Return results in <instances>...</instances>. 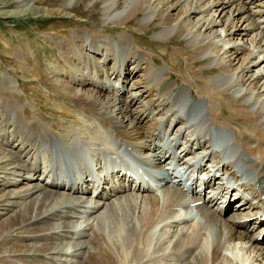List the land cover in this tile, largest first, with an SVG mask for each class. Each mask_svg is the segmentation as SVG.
Masks as SVG:
<instances>
[{
	"label": "bare ground",
	"instance_id": "bare-ground-1",
	"mask_svg": "<svg viewBox=\"0 0 264 264\" xmlns=\"http://www.w3.org/2000/svg\"><path fill=\"white\" fill-rule=\"evenodd\" d=\"M156 1L126 0V7L111 16L110 12L117 2L104 0V14L118 25L127 23L125 18L132 19L140 14L144 25L157 17L161 29L157 30L156 36L164 40L174 35L183 36L193 44V52L197 57L207 56L208 62L217 66V73L213 72L216 74L209 79L196 78L194 85L186 80V84L178 91H174L172 83H165L160 96L166 94L171 101L176 102L173 107L179 105L177 111L169 105L173 111L165 117V114L156 116L155 103L158 98L153 97L151 100L154 102L149 100L148 104L144 101L145 107L140 105V110H129L130 104L140 101L152 86L143 85L138 92L137 89H127L124 83L137 75L148 83L152 67L145 64L147 58L142 53L144 51L135 54L137 57L131 56L132 49L126 37L116 44L123 50L125 59L113 64L114 79L111 74L103 79H99L101 76L94 78V75L83 70L79 72V68L73 67L75 64L71 66L76 70H72L74 73L69 77L70 80L61 78L55 84L64 95L69 92L70 101L74 103V108L59 107L62 110L58 112L74 118V124L71 129L66 119H56L50 122V130L61 136L65 143L70 142L64 155H75L85 160L78 162L80 176H72L66 181L60 170L52 172L49 168L47 173L52 172V177L47 184L67 190L66 200L60 201L53 196L52 190L38 187V197L9 213L0 222V237L4 235L0 239V253H16L12 258L27 260L31 256L54 257L63 252L66 258L75 254L82 256L78 264H264V245L260 243L264 237L261 241L256 238L264 229V224L261 225L263 220H258V213L264 212V189L254 186L256 181L264 184V66L256 68L253 74L250 68L259 65L264 57V23L261 20L264 18V0L247 1L249 5L260 1L261 7L255 11L249 10L241 0H236L238 7L227 21L218 19L223 10L219 12L216 5L222 0H160L158 6H155ZM223 1L231 3V0ZM222 6L224 8L227 5ZM170 11L175 13L171 14ZM236 14L245 16L237 18ZM196 16L197 19H194ZM243 18L248 20L246 30L252 32V39L248 44L239 45L233 36L238 33L236 22ZM219 23H222L221 27H213ZM85 37L87 46L93 52L102 50L101 44L108 45L99 37H93L92 42L91 37ZM225 44H230V48ZM104 51L106 62L112 60L113 52L108 54ZM240 55L244 56L243 60L239 64L235 63ZM127 59L135 61L132 70L125 66ZM117 65H120L118 69ZM165 67L158 71L159 80L164 79L160 73ZM82 73L88 78L80 77ZM80 81L90 83L93 87L84 89ZM120 81L124 83L120 84ZM142 81L132 80L129 87L139 86ZM192 85L196 89L198 101L187 105ZM120 89L127 91V98L118 94ZM51 111L56 113L55 105ZM93 120L97 123H92ZM143 120L148 121L146 127L141 122ZM179 120H185V124L173 130L175 122ZM188 120L191 121L187 125ZM31 124L36 125V122ZM161 125L166 126L163 131ZM96 126L99 128L91 133ZM168 131V139L164 140ZM1 136L5 134L0 133ZM51 142H54L51 144L56 151L52 152L55 156L60 155L55 140ZM211 145L218 149L211 148ZM24 149L33 155L38 150L37 145L30 142L24 144ZM14 154V151H10L5 159L16 158ZM212 154L214 159L218 158L217 162L212 160ZM46 156L48 154H45V159ZM33 160H36L34 170L40 169V164L46 166L45 160L43 162L39 155H35ZM174 163L184 169L186 179L191 183L189 190L182 189V175L173 174ZM139 165L147 166L144 171L149 181L140 175V184L138 187L136 184L133 186L135 193H126L131 186L128 188L123 184L129 178H124L122 171H133ZM6 167L4 165L3 168ZM16 168L27 170V164L17 163ZM212 170L215 172L209 174ZM239 172L247 178L240 183L244 190L242 197H230V185L220 186V193L214 198L204 197L200 192L203 186L211 183L214 185L216 181L221 185L227 175L230 180H234L231 184L238 183L236 174ZM10 173L8 175V171L4 172V179L1 180L15 182L14 172L11 170ZM195 174L197 177L194 178ZM89 175H95L97 180L91 181L99 188L93 201L87 199L91 192V181L87 178ZM201 175L204 176L203 183H200ZM110 177H117L112 178L117 183H111ZM28 178L31 180V177ZM171 179L177 181L176 184H171ZM152 180L156 184H152ZM43 190L44 194L41 195ZM246 193L250 201L245 199ZM15 194L10 192L1 195L0 208L9 209V202H14ZM222 202L227 209H223V205L220 207ZM214 205L216 207L212 208ZM101 208L103 212L99 222V216L93 217V214ZM227 210H245L239 215L245 216L224 218L222 213ZM83 213L87 219H82ZM76 216L83 221L75 230H70L69 225L74 222L71 217ZM36 230L40 233H35ZM249 230H253L254 235H250ZM79 231H89L88 235H91L88 241L77 242L75 247H78L71 252L63 250L62 245L55 246L56 243L51 240L59 237V233L60 237L71 240ZM14 234H22L18 238L19 243L15 241L14 248L1 250L2 243L16 239ZM7 235L11 238H7ZM105 235H109L115 248L109 244ZM35 240L40 242V246L31 242ZM75 250L82 252L76 253ZM41 262L46 264L47 260L41 259Z\"/></svg>",
	"mask_w": 264,
	"mask_h": 264
},
{
	"label": "rangeland",
	"instance_id": "rangeland-1",
	"mask_svg": "<svg viewBox=\"0 0 264 264\" xmlns=\"http://www.w3.org/2000/svg\"><path fill=\"white\" fill-rule=\"evenodd\" d=\"M241 1L247 4V7L250 8L249 10L255 11L258 7H261L260 1H254V3L251 2L250 5L247 1L250 2L252 0ZM116 2L117 3L112 8L113 10L110 12L111 16L113 14L115 15L117 11L119 12L123 10L127 5L126 0H116ZM159 3L160 0H157L154 5L158 6ZM223 4H226L227 6L222 8ZM237 7L238 2L236 0H231L230 4L222 0L216 5L219 12L223 10L218 19L227 21L231 14H235ZM170 12L171 14L175 13V11ZM160 13L161 11L158 12V14ZM197 16L194 17V19H197ZM243 16H245V14H236L237 18ZM141 17L140 14L132 19L125 18L128 22L118 25L115 22L110 21V19L108 20L109 17L105 16L104 0H0V133L5 134V136L0 137V196H4L10 192L17 193L15 194L16 198H14V202H9V209H6V207L0 208V222L15 210L22 208L24 204L32 198L38 197L37 194L40 193L39 188L52 190L53 196L60 201H65L67 198L65 195L68 192L67 190L65 191L59 187L56 188V186L47 184V181L52 177V173H47L44 163L39 165L40 169L34 170V168H36V160H33L35 155L43 152L55 154L53 153L54 147L51 144L54 142H51V140H55L58 147L62 150L66 145H69V143L66 144L64 140H61L63 139L61 136L59 137L50 130V122L56 121V119H66L65 122L71 129L74 124V118L66 116L63 112H58L59 110H62L59 107L66 108V106H71L74 108V103L70 101L71 97L69 92L67 93L68 95H64L57 87V84H55L58 83L59 79L63 78L65 80H70L69 77L72 76L74 71L78 68L80 70L79 72L83 70L86 73H90L87 71L90 69L94 75L95 72L93 71V68L95 67L97 75L96 77L94 75V78H99L100 76L103 78L104 76L107 77L109 74H113V64L115 62L116 64L120 63L122 59H125L123 50L116 46V44L124 40L125 37L127 40L129 39L130 42L133 53L131 56L138 54L139 51H144L142 53L146 55L147 58L145 64H149V66L152 67L151 69H159L161 66H166L168 70L164 74L166 77L165 81L172 82L175 89L185 85L186 80L194 85L196 84V78L209 79L217 73L218 70L215 68L217 66L209 63L207 56L197 57L193 52V44L183 36L174 35L170 39L164 40L155 34L157 30L159 31L161 29V26L157 24V20L159 19L154 17L150 23L144 25L141 23ZM261 20L264 23V18ZM236 23L238 25V33L233 36L234 40H236L239 45L250 43L252 32L246 30L248 20L243 18ZM221 25L222 23H219L218 26L213 27L218 28L221 27ZM84 35L91 37V42L93 37H99L98 39L102 41L104 40V42L108 43V47L101 44L102 50L93 52L92 49L87 46L86 37ZM227 45L228 44H225L226 47ZM109 47H114L112 52L116 56V59L114 58V55H111L113 59L106 62V57L105 54H103V51L105 50V53L111 54L112 52L108 50ZM243 52L244 51H242V53ZM135 57H137V55H135ZM243 58L244 56L240 55L238 60H235V63L239 64ZM261 61L262 62L259 65L250 67L252 74L256 68L261 65L264 66V57L261 58ZM134 62V59H127L125 66L132 70ZM155 62H157V64ZM71 66L76 67V69ZM119 66L120 65L116 66L117 69ZM103 72L104 74H102ZM135 73H137V71H135ZM114 76V74L111 75V78H114ZM80 77L88 78L85 77L83 73ZM140 77V75H137L134 78H130L131 80L127 79L125 82V85L127 84L126 88H130L129 86L133 83L132 80L142 81L143 79ZM136 78L138 79L136 80ZM86 81L88 82L89 79H86ZM154 81L155 76L151 78V82L153 83ZM120 83L122 82L120 81ZM141 83L142 84H139V86H136L137 88H134L137 89L138 92L139 89L144 87L143 84H146L147 82L142 81ZM162 84L163 83H161V85ZM80 85L81 87H84V89H91L93 87L92 84H87L83 81H80ZM193 85L190 88L192 103L198 101L197 92ZM118 93L122 94V97L127 96V93L125 94L124 91H119ZM152 93L155 95L157 90H153ZM103 95L102 92V98H104ZM164 97L165 94L161 96L159 101L160 104L156 108V111H160L161 115L162 107L165 106V109L168 107V105L163 104ZM148 98L149 96H145L143 99L140 98V102L138 101L137 103L132 104L131 108L129 106V110L135 112L137 110L135 108L140 105L144 106L143 100ZM141 99L143 101L142 104ZM145 102L148 103V101ZM150 102L152 103L154 101L151 100ZM150 102L148 104H150ZM54 105L56 106V113H52L51 111ZM67 108L71 110L70 107ZM226 109L227 107H225V110ZM138 110H140V108H138ZM78 114H80V112ZM83 117L85 116L83 115ZM181 121L182 120H179L177 122ZM33 122H36V125H32L31 123ZM141 122L144 127H146L147 124L145 120ZM177 122H175V126L178 128L181 124L178 123L176 125ZM42 127L44 129H42ZM176 127L174 129H176ZM98 128L99 127L96 126L91 133ZM178 130L179 129H177V131ZM39 133L43 135H38ZM8 141H11V143H8ZM21 141H23V143H21ZM26 142L38 145L39 149L34 155L28 154L25 149L22 150ZM10 151H14L16 158L5 159L6 154L8 156ZM39 156L44 162L45 154H40ZM64 156L67 157V155ZM216 159H214V161L217 162L218 158L216 157ZM52 160H56V158L54 157ZM17 163L27 164V170H18L16 168ZM4 165L7 166L5 169L3 168ZM46 166L49 168L51 165L47 162ZM63 166L64 167H60V170L70 174L72 169L71 165L69 163H63ZM11 170L15 174V176H13L16 178L15 182L8 183L6 182L7 180L2 181L1 179H4L2 177L4 172L8 171V175H10ZM28 176L31 177V180H29ZM36 191H38V193H36ZM93 191L95 190L92 189L91 193ZM91 193H89L90 195L88 194V200H93L95 198V194L92 195ZM43 194L44 190L41 195ZM29 195H31V197L26 199L25 197ZM245 210L235 211L238 212V214L233 211H228L224 218H234L235 216H232L233 213L234 215L243 218L245 214L244 216L239 215L240 213H244ZM249 211L253 213L251 210H248L247 212ZM76 212H80V210ZM102 212L103 209L101 208L96 214H93V217L94 215L95 217L99 216V222L101 221L100 214ZM82 217L83 220L87 219V215ZM71 219L74 220L72 225L75 224V226L69 225L70 230H75V227L79 226L80 222L83 221L77 216L75 218L71 217ZM56 221L57 220H52V222ZM262 222L263 221H261V225L264 224ZM101 230L103 233V226ZM79 232H76L71 240L65 239L63 236L60 237L61 233L58 234L59 237H55L51 240L56 243L55 246L62 245L64 246L63 250L66 249V251L71 252V250L78 247H75L77 242H82L84 240L88 241V238L91 235H88L89 231L85 233ZM249 232L252 233L253 230H249ZM35 233L38 234L40 232L36 230ZM21 235L22 234L19 236L15 235L16 239L11 241L8 240L7 243H2L1 250L14 248L16 246L15 241H18V238H20ZM105 236L106 240L109 241V244L115 248L109 235ZM9 237L10 236L7 235V238ZM2 238H4V235L0 237V239ZM31 242L40 246V242L37 240ZM16 243H19V241ZM70 246L72 247L70 248ZM75 252H82V250H75ZM14 254L16 253L9 254L8 252H1L0 264H41V259L47 260L46 264H78L82 259V256L76 254L70 255L69 258H66L63 252H60L54 257L51 255L42 257L35 256V258L31 256L32 258L30 257L29 259L28 257L27 260L12 258ZM68 259H71L73 262Z\"/></svg>",
	"mask_w": 264,
	"mask_h": 264
}]
</instances>
